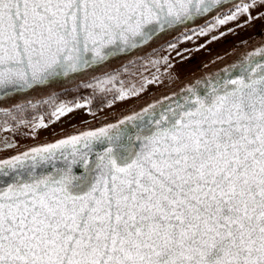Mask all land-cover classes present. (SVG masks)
I'll use <instances>...</instances> for the list:
<instances>
[{"label":"snow or ice","instance_id":"1","mask_svg":"<svg viewBox=\"0 0 264 264\" xmlns=\"http://www.w3.org/2000/svg\"><path fill=\"white\" fill-rule=\"evenodd\" d=\"M229 2L0 0V91L83 72ZM241 17L264 19V0H237L208 30ZM167 99L0 161V264H264V45Z\"/></svg>","mask_w":264,"mask_h":264},{"label":"rangeland","instance_id":"2","mask_svg":"<svg viewBox=\"0 0 264 264\" xmlns=\"http://www.w3.org/2000/svg\"><path fill=\"white\" fill-rule=\"evenodd\" d=\"M258 21L260 22L259 27L253 29L251 33L255 34L247 38L244 36L249 33L236 36V38L230 37L229 41L225 39L221 46L216 45L211 52L203 51L205 49L201 50V48L204 45H209L214 40L213 37L218 39V34L212 35L209 39L203 38L202 35L195 37L196 33L200 32L199 29L175 41L164 43L177 34V32H170L163 39L155 40L154 43L136 49L131 54L120 55V58L116 60L113 58L103 63L108 64L106 67L101 65L86 75L76 76L72 83L68 84L74 86V93L82 90L85 93H90L92 97H96L99 94L112 95L123 91V98L117 94L114 100L97 112H90L89 106L83 102H77L72 106L63 104L66 106L65 114L59 118L54 116L51 122L46 121L43 116L38 117L34 122H31V119L25 120L26 122H18L25 124L16 123L18 125H14L7 122L3 126V130L0 131V160L15 156L32 146L54 142L71 131L123 118L148 104L169 97L170 93H179L192 82L214 76L215 73L232 65L238 58L264 45V20H255L253 22L255 26ZM186 27H182L178 31ZM190 36H193L191 39L196 44L184 47L181 40ZM230 41L234 44L226 47ZM172 44L175 45L174 48L169 47ZM111 77L116 79L111 83H101V81H108ZM63 85L67 86V83ZM59 86L60 84L53 85L52 87L55 89L52 90L50 87L39 88L37 86L27 94H17L13 98L0 102V111L8 110L7 112H9L20 104L19 107H22V104L31 99L40 100L43 96H49L53 91L59 90ZM132 89L135 91L133 92ZM42 92L43 94H41ZM71 95L73 93L69 94V96ZM77 104L82 106L74 107ZM67 108L72 110L68 112Z\"/></svg>","mask_w":264,"mask_h":264},{"label":"trees","instance_id":"3","mask_svg":"<svg viewBox=\"0 0 264 264\" xmlns=\"http://www.w3.org/2000/svg\"><path fill=\"white\" fill-rule=\"evenodd\" d=\"M235 2L237 1H234V3ZM232 4L233 3H230L227 6H223L222 8L215 9L211 14L200 18V21H197L194 24H189L188 25L189 27H186L185 29L181 31H177L176 35L167 39L164 43L175 41L182 36H187L191 32L199 30L200 28L210 24L213 20H215L216 16L227 13L229 9L232 7ZM101 65L106 67L108 64H101ZM92 71L93 70L86 71L85 73H82L81 75H86ZM69 83H72V81L68 82L67 86L63 85L66 83H63V84L52 83V85L50 86L40 85L38 86L39 88L50 87L52 90V89H55L54 87H52L53 85L60 84L59 90L53 91L51 94H49V96H43L40 100L31 99L27 103L25 102V104H22L23 105L22 107H13V109L9 110V112L0 111V131L3 130L4 128L3 126L7 122L12 123L14 125L25 124L21 122H26L30 119H31V122H34L40 116L45 117L46 121L51 122L54 119L53 118L54 116L52 115V113L55 111V109L60 104L72 106L73 104H76L77 102H83L89 106L90 112H97L99 111V109L105 107L106 105H108V103L114 100L116 98V95L118 94V92L112 95L99 94L98 96L95 95L96 97H92L90 93H85L82 90H79L77 91V93L76 92L74 93L75 91L74 86L71 84L68 85ZM70 93H73V95L69 96ZM41 94H43V92ZM19 106H21V104ZM19 121L21 122L18 123Z\"/></svg>","mask_w":264,"mask_h":264},{"label":"flooded vegetation","instance_id":"4","mask_svg":"<svg viewBox=\"0 0 264 264\" xmlns=\"http://www.w3.org/2000/svg\"><path fill=\"white\" fill-rule=\"evenodd\" d=\"M202 17H203V16H200V18H202ZM200 18H199V17H196L195 19L190 20L188 23H184V24H181V25H177L176 27H174V28H172V29H168V30H166V31H164V32H162V33H160V34H159V35L153 40L152 43H154L155 40L157 41V40H159V39H161V38L163 39V38H164L168 33H170V32H177L180 28H182V27H186V26H188L190 23L200 21ZM261 46H262V45H261ZM259 47H260V46H259ZM253 51H255V50H252L251 52H253ZM251 52H250V53H251ZM248 54H249V53H248ZM248 54L245 55V56H243V57L238 58L237 61L233 62L232 65H230V66L227 67L226 69L231 70L233 65H238V64H240V63L245 59V57L248 56ZM121 55H126V54H121ZM118 58H120V55L117 56V57H115L113 60H116V59H118ZM105 63H106V62H105ZM100 65H101V64H100ZM100 65H97V66H94V67H92V68L86 69V70H84L83 72H80V73H75L74 75H69V76H67V77H64V76H63V78L52 79L50 82H48L47 84L42 85V86H50V85H52V83H61V84H63V83L71 82L73 79H75L76 76H79V75H81L82 73H85L86 71L95 70V69H96L98 66H100ZM224 71H225V70H223V71H219V72L215 73L214 76H211V77H210V76H209V77H204L203 79H200V80H199V81H200V86L202 87L204 81L207 80V79H210V78H212V77H215V76H217L218 74L223 75V74H224ZM196 83H197V81H195L194 83L192 82L191 85H189V86H195ZM189 86H188V87H189ZM185 88H187V87H185ZM185 88H183V89H185ZM27 93H28V91H26V92H17L16 94H12V95H6L5 98H0V102L6 101V99H9V98H13V97H15L17 94L22 95V94H27ZM179 93H182V91H180ZM176 94H178V93H176ZM176 94H171V93H170L169 97H174ZM169 97H166V98H164V99H159V100H157V102H154V103H151V104L146 105V107H148L149 105H154V104L157 105V106H159L161 103H163L164 105H167V104L170 102L169 99H167V98H169ZM144 108H145V107H144ZM142 109H143V108H141V109H139V110H136V111H134L133 113L127 114V116H133V115H135L136 113L140 112ZM127 116H124L123 118H120V119H117V120H112L111 122H108V121H107V122L100 123V124H98V125H91L90 127L86 128V129H85V128H81V129H77V131H76V130H75V131H71V132L65 134V136H62V137L58 138L57 140L65 139V138H67V137H69V136L78 135V134H80V133H82V132L92 131V130H95V129H98V128H101V127H104V126L107 125V124H115V123H118L120 120H123V119H124L125 117H127ZM57 140H54V142H49V143H42L41 145H38V146H35V147L32 146L31 148L25 150L24 152H20V153H18V154L15 155V156L21 155V154H23V153H25V152H29V151H30L31 149H33V148H39V147H42V146H44V145H48V144L55 143ZM15 156H11V157H8V158H3V159L0 160V161L9 160V159H11L12 157H15ZM2 183H3V179L0 178V184H2Z\"/></svg>","mask_w":264,"mask_h":264},{"label":"crops","instance_id":"5","mask_svg":"<svg viewBox=\"0 0 264 264\" xmlns=\"http://www.w3.org/2000/svg\"><path fill=\"white\" fill-rule=\"evenodd\" d=\"M244 19H245L244 17H241L237 21H230L224 25H217V27H215L214 29H212L210 31L208 30V26L210 24L205 26V27L200 28V30L204 29L207 32L206 35H202L203 38L209 39L214 34L219 35L218 39H214L213 41H211V43L209 45H204L203 48H201V50L205 49L203 51L211 52L215 49L214 47L216 45L221 46L224 43V42L222 43V41H225V39L227 41H229L230 37L236 38V36H243V35H246L247 33H249V34H247V36H244V38H247L248 36L255 34V33H253V34H251V33L253 32V29L255 30L256 28L259 27L260 22L258 21V23L255 26V24L253 23L255 20H253L250 23H247V25H244V23H243ZM213 23H215V21H213L211 24H213ZM245 26H247V27H245ZM231 27H234V28H231ZM199 33L200 32H197L195 37L199 36L200 35ZM236 34H238V35H236ZM191 38L193 39V36H190L189 38L181 40V44H183L184 47H188L190 45L196 44L195 42H193V40ZM232 44H234V43H232L230 41L227 43L226 47L232 46Z\"/></svg>","mask_w":264,"mask_h":264},{"label":"water","instance_id":"6","mask_svg":"<svg viewBox=\"0 0 264 264\" xmlns=\"http://www.w3.org/2000/svg\"><path fill=\"white\" fill-rule=\"evenodd\" d=\"M234 1H237V0H230V2L229 3H225L224 5H226V4H230V3H234ZM219 8H222V7H219ZM219 8H217V9H219ZM209 14H211V13H208V14H205V15H203V17H205V16H207V15H209ZM199 18H200V16H198ZM189 21H186L185 23H188ZM194 23V22H193ZM193 23H190V24H193ZM134 51V50H133ZM128 53H132V51H130V52H128ZM128 53H125V54H128ZM105 63V62H104ZM103 64V63H102ZM97 66V65H96ZM71 75H74V74H71ZM56 78H63V76H60V77H55V78H53V79H56ZM52 80V79H51ZM50 80V81H51ZM49 81V82H50ZM38 86H40V85H38ZM34 87H36V86H34ZM33 87V88H34ZM32 89V88H31ZM30 89H25V90H23V91H14V90H9L8 91V93L7 94H4V92H2V91H0V98H5L6 97V95H12V94H16L17 92H26V91H29ZM55 163L58 165V166H60V165H62V161H59V160H57V161H55ZM52 170V165L51 164H48V163H42L37 169H36V171L38 172V173H44V172H48V171H51ZM2 179H7V178H2Z\"/></svg>","mask_w":264,"mask_h":264}]
</instances>
